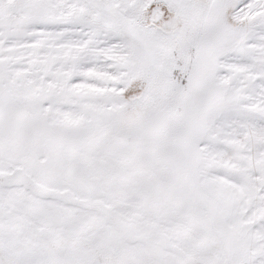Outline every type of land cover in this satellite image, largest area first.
<instances>
[{
	"label": "snow or ice",
	"instance_id": "1",
	"mask_svg": "<svg viewBox=\"0 0 264 264\" xmlns=\"http://www.w3.org/2000/svg\"><path fill=\"white\" fill-rule=\"evenodd\" d=\"M0 264H264V0H0Z\"/></svg>",
	"mask_w": 264,
	"mask_h": 264
}]
</instances>
